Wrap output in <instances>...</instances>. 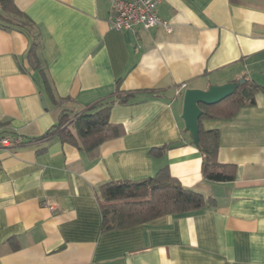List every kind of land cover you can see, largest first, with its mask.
I'll return each mask as SVG.
<instances>
[{"label":"crops","instance_id":"obj_1","mask_svg":"<svg viewBox=\"0 0 264 264\" xmlns=\"http://www.w3.org/2000/svg\"><path fill=\"white\" fill-rule=\"evenodd\" d=\"M113 1L14 0L33 22L39 70L31 34L0 24V134L24 139L0 151V264H264V0H164L167 26L129 31L111 28ZM42 72L66 99L59 106ZM241 79L260 87L256 104L203 122L220 132L219 163L236 168L232 182L211 183L185 132L186 90L177 91ZM119 93L132 94L110 111L122 137L90 153L41 139L63 109ZM173 143L181 145L151 154ZM166 167L213 205L103 231L100 186Z\"/></svg>","mask_w":264,"mask_h":264},{"label":"trees","instance_id":"obj_2","mask_svg":"<svg viewBox=\"0 0 264 264\" xmlns=\"http://www.w3.org/2000/svg\"><path fill=\"white\" fill-rule=\"evenodd\" d=\"M4 17L0 24L5 28L13 27L21 32L32 33L33 22L15 5L14 0H0ZM31 66L39 70L37 37L31 34ZM42 86L51 103L56 107L61 101L53 92L46 75L42 72ZM234 81L235 82H239ZM119 90L120 81L117 82ZM260 87L253 81L244 79L237 90L227 99L213 106L201 105L203 114L199 119V145L196 146L202 157L203 178L211 183H228L235 179L236 168L232 164H220L219 130H205V120L231 119L246 107L256 104V94ZM132 94L120 93L117 97L100 102L83 111L63 109L57 122L41 138L59 139L80 151L87 153L98 149L105 142L122 137L125 130L121 124L110 121V111L117 102L127 104ZM186 133L190 134L185 130ZM191 136V135H190ZM192 138V137H191ZM193 143V140H191ZM194 144V143H193ZM181 143H173L151 150L153 156L175 148ZM99 203L102 212L103 231L122 230L143 225L166 215H187L211 207L213 201L201 193L185 188L169 169H160L154 176L140 181H110L100 186Z\"/></svg>","mask_w":264,"mask_h":264},{"label":"built area","instance_id":"obj_3","mask_svg":"<svg viewBox=\"0 0 264 264\" xmlns=\"http://www.w3.org/2000/svg\"><path fill=\"white\" fill-rule=\"evenodd\" d=\"M164 0H114L112 3L111 28L116 31L134 30L137 26L151 29L159 25L167 26L158 15V7ZM187 89L182 84L177 91L181 95ZM19 135L0 134V151L23 145Z\"/></svg>","mask_w":264,"mask_h":264},{"label":"water","instance_id":"obj_4","mask_svg":"<svg viewBox=\"0 0 264 264\" xmlns=\"http://www.w3.org/2000/svg\"><path fill=\"white\" fill-rule=\"evenodd\" d=\"M244 79L223 85H211L208 89H187L184 93V109L182 119L185 130L190 133L193 143L199 145V119L203 114L201 105L213 106L230 97Z\"/></svg>","mask_w":264,"mask_h":264},{"label":"bare ground","instance_id":"obj_5","mask_svg":"<svg viewBox=\"0 0 264 264\" xmlns=\"http://www.w3.org/2000/svg\"><path fill=\"white\" fill-rule=\"evenodd\" d=\"M187 90V89H186Z\"/></svg>","mask_w":264,"mask_h":264}]
</instances>
